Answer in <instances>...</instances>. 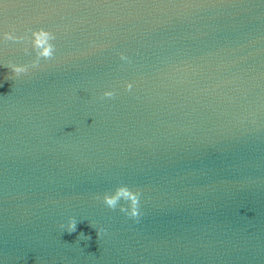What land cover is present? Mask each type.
Returning a JSON list of instances; mask_svg holds the SVG:
<instances>
[{"label":"water","instance_id":"water-1","mask_svg":"<svg viewBox=\"0 0 264 264\" xmlns=\"http://www.w3.org/2000/svg\"><path fill=\"white\" fill-rule=\"evenodd\" d=\"M0 264H264V0H0Z\"/></svg>","mask_w":264,"mask_h":264},{"label":"clouds","instance_id":"clouds-1","mask_svg":"<svg viewBox=\"0 0 264 264\" xmlns=\"http://www.w3.org/2000/svg\"><path fill=\"white\" fill-rule=\"evenodd\" d=\"M30 32V39L26 36H17L12 32H5L3 39L5 41L20 42L25 39L29 40L32 51L35 53V59L31 62L30 65H16L11 62L6 65L8 69L17 77L21 75H26L29 72V68H38L40 66V61H48L54 58L55 53V41L56 36L54 33L46 31L44 29L38 30H28ZM25 53H28V49H24ZM120 59L127 61V57L123 54L120 55ZM133 85L128 83L125 85V90L130 91ZM115 93L113 91H105L102 98H113ZM140 191H133L129 189L126 185H120L115 188L112 193H105L102 198V203L109 209L115 210L121 201L126 202L127 207L120 206V211L123 212L126 216L138 220L140 216ZM99 199V198H98ZM61 228H64V225H60ZM77 222L74 218H69L67 223L66 232L71 234L76 231ZM83 235V233H81ZM100 233L97 232V236Z\"/></svg>","mask_w":264,"mask_h":264}]
</instances>
